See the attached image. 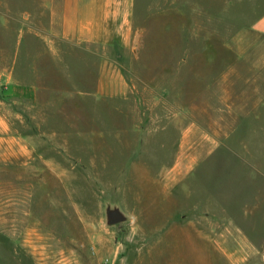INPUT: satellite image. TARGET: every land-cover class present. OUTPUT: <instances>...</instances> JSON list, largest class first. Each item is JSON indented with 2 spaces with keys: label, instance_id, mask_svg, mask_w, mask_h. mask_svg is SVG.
<instances>
[{
  "label": "rangeland",
  "instance_id": "374dc122",
  "mask_svg": "<svg viewBox=\"0 0 264 264\" xmlns=\"http://www.w3.org/2000/svg\"><path fill=\"white\" fill-rule=\"evenodd\" d=\"M40 1L0 0V264H264L251 31L205 0H134L108 44L52 49L29 33Z\"/></svg>",
  "mask_w": 264,
  "mask_h": 264
},
{
  "label": "crops",
  "instance_id": "0c3cea01",
  "mask_svg": "<svg viewBox=\"0 0 264 264\" xmlns=\"http://www.w3.org/2000/svg\"><path fill=\"white\" fill-rule=\"evenodd\" d=\"M205 2L207 23L220 20V24L225 26L236 22L242 28L232 40H244L249 34L243 31H251L252 54L255 60L251 86L253 94L258 97L256 101L258 111L255 118L259 119L261 107L264 108L262 100L264 97V0H205ZM40 4L45 10V21L32 25L29 33L40 40L44 39L46 45L52 49L56 47L55 43L60 41L69 42L77 47L83 44L96 46L108 44L103 29L105 21L110 15L113 18L124 15V9L129 10L127 14L129 16L134 8V0H41ZM24 32L20 31L19 40ZM19 53H21L20 47L14 56L18 57ZM12 70L8 69L3 74L10 83L13 93L27 95L31 101L37 91L36 87L40 88V86L23 84L20 76ZM116 84L115 81H110L104 85L100 80L96 94L104 89H107L109 94H113L118 88Z\"/></svg>",
  "mask_w": 264,
  "mask_h": 264
},
{
  "label": "water",
  "instance_id": "95a60500",
  "mask_svg": "<svg viewBox=\"0 0 264 264\" xmlns=\"http://www.w3.org/2000/svg\"><path fill=\"white\" fill-rule=\"evenodd\" d=\"M107 215L109 224H117L126 219L125 214L119 208L109 209Z\"/></svg>",
  "mask_w": 264,
  "mask_h": 264
}]
</instances>
